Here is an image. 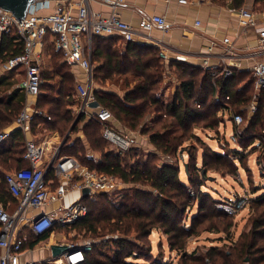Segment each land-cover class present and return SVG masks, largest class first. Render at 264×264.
Listing matches in <instances>:
<instances>
[{
  "label": "trees",
  "instance_id": "trees-1",
  "mask_svg": "<svg viewBox=\"0 0 264 264\" xmlns=\"http://www.w3.org/2000/svg\"><path fill=\"white\" fill-rule=\"evenodd\" d=\"M246 1L232 0V4L241 7ZM254 5L263 10L264 0H254ZM119 39L112 34L93 37L92 55L98 84L94 96L125 127L149 135L154 149L146 151L134 144L128 150L109 147L108 144L113 145L104 136L106 124L96 116L87 119V114H81L73 126L77 104L74 77L60 52L51 46L53 69L41 72L44 83L37 103L47 115H37L34 127L41 123L43 133L58 131L62 136L71 130L61 148L62 154L129 184L123 189L124 194L118 196H115L117 192L109 191L94 192L83 198L88 214L72 227L60 225L57 229H76L74 239L83 234L82 243L92 244V250L86 253V260L81 264H264V192L257 194L258 188L248 197L253 210L238 238L228 234L219 241L229 243L210 245L205 251L188 250L190 239L205 229L202 226L231 233L232 222L227 219L234 215L218 208V204L230 199L214 196L204 187L211 177L215 181L212 172L236 174L238 163L246 168L249 156L264 151V89L258 94V106L250 116L248 109L256 93L250 72L235 70L226 77L223 70L213 75L200 66L178 61L167 67L154 47L136 42L126 47H112ZM23 51L24 41L18 32L4 34L0 39V64ZM126 71L130 74L122 82ZM168 72L179 82L176 94L165 105L161 90ZM106 80L121 82L125 93L108 91L103 85ZM25 100L19 79L0 74V132L17 119ZM235 113L243 114L242 124L234 122ZM228 124H232L231 139L235 147L223 136L216 138L217 149L200 133L212 131L219 137L223 134L222 126ZM81 127L83 136L73 138L72 132ZM187 141L189 144L185 146ZM24 144L22 132L13 133L0 144V177L11 195L6 175L16 166L26 165ZM182 148L188 153L187 160L179 155ZM199 148H202L201 163ZM258 160L264 178V153ZM183 169L186 180L181 175ZM194 206L197 212L190 217ZM153 232L166 235L169 250L177 253V261L166 260L161 241L156 245L158 253H154ZM48 236L45 233L30 244L34 246ZM105 247H110L109 251Z\"/></svg>",
  "mask_w": 264,
  "mask_h": 264
},
{
  "label": "built area",
  "instance_id": "built-area-1",
  "mask_svg": "<svg viewBox=\"0 0 264 264\" xmlns=\"http://www.w3.org/2000/svg\"><path fill=\"white\" fill-rule=\"evenodd\" d=\"M48 0H37L28 15L18 19L11 12L0 9V28L6 33L18 32L24 41L23 53L11 57L6 63L7 69H17L21 66L25 70V78L21 87L33 97L41 92L44 79L41 75L42 60L39 48L42 47L48 33L55 35V46L62 52L65 60L70 64H81L88 73V82L77 84L78 112L96 116L104 122V136L115 147L128 150L132 141L129 137L118 133L110 122L112 112L103 106L91 112V103L94 101V65L92 61V39L95 35L120 34L125 40L132 41L139 35L146 36L155 27L168 28V21L164 15L155 14L140 21L136 29L130 22L123 20L118 7L125 0H110L111 12L104 14L95 11L91 0H80L77 7L67 10L61 5L47 14H42L40 8L49 6ZM180 3H189L191 0H179ZM231 12L238 16L244 27H258L260 42L264 48V20L259 23L251 11L246 8H231ZM147 38V36H146ZM160 47V54L164 59L173 57L176 61L197 59L203 61L205 70L216 75L220 70L226 77L233 75V65L241 54L236 52L234 43L229 37L224 39L225 50L219 54L214 53V45L207 47L206 51L186 52L174 46H169L161 39L147 38ZM217 57L221 63H211V58ZM254 85L257 90L264 89V60H259L251 66ZM252 111L256 105L251 106ZM43 114L41 109L24 107L16 121L19 126L28 131L32 129L37 115ZM233 120L237 125L244 122L242 113H235ZM10 137L9 131L0 132V144ZM46 147L34 139L26 141L24 159L28 166H22L9 172L6 180L13 195L18 199L17 207L10 212L0 202V247L5 253L0 257V264H81L86 260V253L92 250L89 242H69V250L59 259L25 260L22 261L20 253L24 246V238L19 237L17 230L23 223H29L37 235H42L57 225L72 227V225L86 216L88 205L83 200H75L69 204L59 203L51 211L28 215L30 207H43L62 201L73 191H83L90 188L91 193L114 191L120 178L115 175L97 172L83 166L71 155H61L57 149L52 159L44 163ZM53 173V177H49ZM250 199L246 195H236L227 202L218 204L219 209L228 215H236L249 206Z\"/></svg>",
  "mask_w": 264,
  "mask_h": 264
},
{
  "label": "crops",
  "instance_id": "crops-1",
  "mask_svg": "<svg viewBox=\"0 0 264 264\" xmlns=\"http://www.w3.org/2000/svg\"><path fill=\"white\" fill-rule=\"evenodd\" d=\"M45 1V0H43ZM80 0H48L46 4L49 6L40 8L42 14H47L52 12L57 5L63 6L65 9H75L79 4ZM254 0H247L246 3L241 7H236L232 4V0H191L189 3H180L179 0H125L123 4L118 7V12L121 18L127 22H130L136 29L140 26V21L143 18L150 17L155 14L164 15L168 21V28L163 29L160 27H155L153 30L144 33L147 38L153 39H161L169 46H174L175 48L186 51V52H199V51H206L207 47L214 45V53L219 54L220 52L225 50V42L224 39L229 37L230 40L234 43L236 52L241 54L242 57H239L236 61V64L233 65V70H237L240 72L246 71L252 74L251 66L259 61L264 60V48L260 42V34L258 31V27H244L243 23L241 22L240 18L234 15L231 12V8H246L251 11L255 17V20L261 24L264 20V9L259 10L255 8L253 4ZM92 8L100 13L109 14L112 10L110 5V0H91ZM6 34L0 28V39L1 37ZM52 34V33H51ZM48 33L44 39L43 45L39 48V56L42 60V70H52V54L53 49L54 51H59L56 49L55 46V35H50ZM106 35V34H105ZM109 35V34H108ZM119 36L120 39L117 40L113 44L112 47H116L117 45L126 47L131 42H136L142 46H151L154 47L159 56L164 62L167 67H169L170 63L176 61L173 57L169 59H164L160 54V47L152 43V41H147L146 36L139 35L132 41L125 40L120 34H112ZM94 37V36H93ZM53 49H51L52 47ZM92 50H93V39H92ZM60 52V51H59ZM63 61H65L74 77V94L77 95V84L79 83H87L88 82V73L85 68L81 64H70L68 63L62 52ZM45 59H48V65L43 67L45 63ZM92 61L94 65V78L93 83L96 82L95 80V68L96 62ZM184 63L194 64L196 66H200L201 68L205 69L203 66L202 60H195L190 59L188 61H178ZM5 63L0 64V74H8L12 75L19 79V87H21V82L25 78V70L24 67L21 66L17 69H7L5 67ZM211 63L213 64H220L221 61L217 57L211 58ZM168 76L164 81V87L161 90V99L165 105H168L172 100L173 96L176 94L178 82L174 75L171 72H168ZM130 74V71L124 72L122 82L124 78ZM253 76V74H252ZM59 79V77H56ZM107 83L112 82L111 80H106ZM174 82V85H173ZM117 84V87L109 88L106 87L108 91L119 93L122 95L125 93L126 90L123 89L121 86V82H112ZM134 81L132 82L133 85ZM172 86V97H170L168 91ZM255 87V85H254ZM96 87H94L95 90ZM21 89L25 92V90L21 87ZM256 90L254 98L249 106V114L250 116L256 111H252L251 106L257 105L258 94L261 90ZM42 93V92H41ZM26 100L24 103V107L28 106L30 108L37 107L38 97H33L28 95L25 92ZM167 98H165V97ZM95 97V96H94ZM164 97V98H163ZM170 97V100L169 98ZM97 100L94 98V101ZM98 101V100H97ZM99 102V101H98ZM101 105L99 104L98 107H91V112L97 110ZM23 107V108H24ZM78 112V102L75 106L73 111L76 118L79 116L77 115ZM81 115V114H80ZM92 116L87 114L86 118L90 119ZM76 120V119H75ZM152 120V119H151ZM151 120L149 121L151 123ZM36 121V119H35ZM35 121L33 123L32 129L28 131H24L17 121L15 120L12 125L4 129L3 131H9L10 137L13 133L22 132L25 139V148H26V141L28 139H34L37 142L43 143L46 147V157L44 159V163H46L49 159H52L55 155V152L59 151L62 154L61 148L63 146L64 138L66 136H62L58 131L51 132V133H43L41 131V123H37L36 127H34ZM75 122V121H74ZM230 123V121L228 120ZM74 124V123H73ZM110 125L121 135H125L129 137L132 141V145H137L139 147H145L147 150H151L153 145L150 142L149 135L141 134L139 131H133L125 127L122 123L118 122L115 116H113ZM41 135V139L45 141H41L38 139V135ZM69 136L71 135V130L67 133ZM66 134V135H67ZM79 136H83L82 127L79 131L73 133L72 137L76 138ZM7 140V139H6ZM3 143V142H2ZM217 143V141H216ZM112 144V143H111ZM113 145V144H112ZM113 147H115L113 145ZM147 147V148H146ZM215 148H219V144ZM99 155V154H98ZM99 157V156H98ZM80 163V162H79ZM29 163L26 161V165L28 166ZM84 166V165H83ZM19 168L16 166L15 169ZM52 177L54 176L53 173H50ZM75 200H83V191H73L68 196H66L62 201L57 202L55 204H51L48 206L43 207H30L28 209V215H34L36 213L51 211L56 205L59 203L69 204ZM0 202L5 205L6 209L10 212L14 211L18 204V199L13 195L7 192L4 188L3 179L0 177ZM60 225L55 226V228L48 230L46 233H49V236L45 239H41L37 242L34 246L30 243L33 239L41 237V235H37L29 225V223H23L19 226L17 230V234L19 237L24 238L26 244H24L23 249L20 253V258L22 261L25 260H47V259H59L60 257H54L51 246L53 244H62L68 245L69 242H74L73 239L68 238L67 233L65 230H58L57 227ZM63 226V225H61ZM68 227V226H64ZM45 234V233H44ZM43 235V234H42ZM155 235V232H153ZM5 253L4 248L0 247V257Z\"/></svg>",
  "mask_w": 264,
  "mask_h": 264
},
{
  "label": "rangeland",
  "instance_id": "rangeland-1",
  "mask_svg": "<svg viewBox=\"0 0 264 264\" xmlns=\"http://www.w3.org/2000/svg\"><path fill=\"white\" fill-rule=\"evenodd\" d=\"M44 62L45 63L43 64V67H46L48 65V59H45ZM97 85L98 84H96V82L93 84L94 87H97ZM103 85L109 88H114L118 86L117 84L112 83V82L110 83L105 82ZM173 85H174V82H173ZM170 87L171 88L169 89L168 93L170 97H172L171 93H172L173 87L172 86ZM170 97H168L169 100H170ZM222 131H223V134H220L219 137L215 136L214 132L212 131L210 132L203 131L200 133H202L206 141L210 142L214 146H217L216 138L220 139L223 136H227L228 141L231 142V146L235 147L236 146L235 142L231 139L232 124H228V126H222ZM38 136H39L38 139L41 141H45V139L47 138L46 137L44 140H42L40 137L41 135L39 134ZM189 142L187 141L184 145L186 146L187 144H189ZM108 146L113 147L110 144H108ZM143 149H145V147H143ZM152 149H154V147ZM145 150L150 151V149L149 150L145 149ZM262 153H264V151L259 150L256 153L249 156L248 159H246V166L250 167L251 170L247 169V167L245 168V166H243L241 163H238L239 167H238V172L236 174L222 175L220 173L212 172V175L216 176V179L215 181L210 180L209 183L207 184V187H204V189L210 190L214 196H221L222 198L228 197V199H232L236 195H244V194L250 197L251 192H253V190H255L256 188H258L257 194L264 192V178H263V173L261 171L262 165L259 163V160H258L259 156H261ZM96 155L99 156L98 154ZM179 155L181 158L183 155L185 160L188 159V153L187 151H184L183 148L180 150ZM201 155H202V148H199L198 150L199 163H201L202 161ZM181 175L183 179L186 180L184 169ZM125 186H129V184L125 185V183L120 178L119 183L117 184L115 188V191H113V192L118 193L115 196H118L119 194H124L122 192ZM252 210L253 208L251 204H249V206L242 209L236 215H234L233 217H229L227 219L228 222H232V226L229 229L231 233H225L222 230L217 231L215 229H210L209 227L206 228L205 226L200 227L202 229L203 228L205 229H203L198 236L192 237L190 239L188 250L193 251L194 249L198 248L199 251H205L210 245H215L217 243L221 245L225 243H229V241H222V242L219 241V238H221L222 236L227 237L228 234H230L234 239L238 238L240 233L248 225L250 216L252 214ZM196 212H197V206H194V208L190 211V217L192 216V214ZM187 222L189 223L190 219ZM223 228L224 226H222V229ZM65 232L67 233L68 238L73 239L75 243L80 244L84 240L82 236L83 234H81V236L78 239H74V236L77 234L76 229H71L70 231H65ZM152 238H153L155 254L158 253V249L156 245H158V243L161 241L163 244L161 248H163L165 252L166 260L167 261H170V260L177 261V257H176L177 253L175 251L171 252L169 250L166 235L155 232V235L152 234ZM109 249L110 247L104 248V250L106 251H109ZM139 261L144 262L143 259H140Z\"/></svg>",
  "mask_w": 264,
  "mask_h": 264
},
{
  "label": "water",
  "instance_id": "water-1",
  "mask_svg": "<svg viewBox=\"0 0 264 264\" xmlns=\"http://www.w3.org/2000/svg\"><path fill=\"white\" fill-rule=\"evenodd\" d=\"M37 0H0V9L4 11L11 12L15 17L18 19L25 18L28 13L30 12L31 6L36 2ZM99 102L97 100L93 101L90 105L91 107L95 108L99 106ZM80 115L76 118L73 126L77 123ZM72 129V128H71ZM69 134L66 135L64 138V142L67 140ZM182 158L184 159V156L182 155ZM187 163L185 164V168H187ZM211 180L214 179V177L210 178ZM91 190L90 188H84L83 190V198H86L90 195ZM52 252L54 257H60L65 252L69 250L68 245H62V244H53L51 246Z\"/></svg>",
  "mask_w": 264,
  "mask_h": 264
}]
</instances>
